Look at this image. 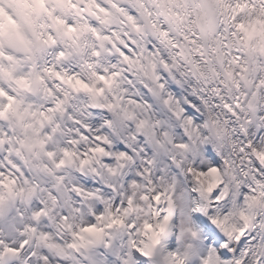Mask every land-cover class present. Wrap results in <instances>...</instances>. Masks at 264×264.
<instances>
[{"label": "snow or ice", "instance_id": "obj_1", "mask_svg": "<svg viewBox=\"0 0 264 264\" xmlns=\"http://www.w3.org/2000/svg\"><path fill=\"white\" fill-rule=\"evenodd\" d=\"M0 264H264V0H0Z\"/></svg>", "mask_w": 264, "mask_h": 264}]
</instances>
